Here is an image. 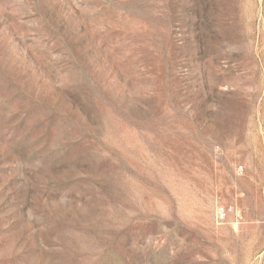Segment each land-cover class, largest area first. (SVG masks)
I'll return each instance as SVG.
<instances>
[{
	"label": "rangeland",
	"instance_id": "obj_1",
	"mask_svg": "<svg viewBox=\"0 0 264 264\" xmlns=\"http://www.w3.org/2000/svg\"><path fill=\"white\" fill-rule=\"evenodd\" d=\"M0 264H264V0H0Z\"/></svg>",
	"mask_w": 264,
	"mask_h": 264
},
{
	"label": "built area",
	"instance_id": "obj_2",
	"mask_svg": "<svg viewBox=\"0 0 264 264\" xmlns=\"http://www.w3.org/2000/svg\"><path fill=\"white\" fill-rule=\"evenodd\" d=\"M228 207L221 206L217 213V220L222 222L227 218Z\"/></svg>",
	"mask_w": 264,
	"mask_h": 264
}]
</instances>
